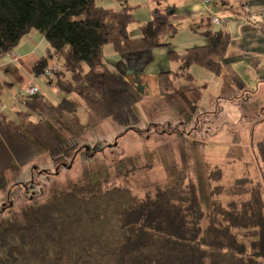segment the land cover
Instances as JSON below:
<instances>
[{"label":"trees","instance_id":"trees-1","mask_svg":"<svg viewBox=\"0 0 264 264\" xmlns=\"http://www.w3.org/2000/svg\"><path fill=\"white\" fill-rule=\"evenodd\" d=\"M120 10L96 0H0V51L10 53L32 32L45 36V54L34 66L36 78L54 76L62 95L55 105L41 96L24 97L15 111L17 123L0 112V187L14 166H26L41 155L42 143L55 161L71 149L45 124L47 118L65 119L75 111L69 95L76 93L101 119L112 118L132 128L139 117L135 94L123 77L106 67L104 51L110 45L118 55L153 50L161 39L175 35L176 26L158 18L140 27L132 1L115 0ZM206 44L184 53L168 52L176 71L158 75L161 95L173 92L179 79L194 81L191 68L202 67L221 75L231 45L227 30L203 32ZM55 59L59 69L46 75ZM82 64L88 71L81 73ZM98 67H105L97 71ZM4 87L0 83V95ZM257 155L264 163V140ZM211 175L212 179H221ZM214 177V178H213ZM115 177L75 184L39 205H30L19 217L0 222V264H264V184L255 183L249 197L223 205L212 201L206 214L198 185L180 174L171 187L137 195ZM223 186L212 190L216 196ZM206 220V223H205Z\"/></svg>","mask_w":264,"mask_h":264},{"label":"rangeland","instance_id":"rangeland-1","mask_svg":"<svg viewBox=\"0 0 264 264\" xmlns=\"http://www.w3.org/2000/svg\"><path fill=\"white\" fill-rule=\"evenodd\" d=\"M234 3L237 7L230 10L236 24L221 75L194 65V81L179 79L172 93L161 95L159 73L178 63L159 54L143 68L144 77L136 69V76L125 78L137 99L139 121L132 128L101 119L79 95H69L75 111L65 119L47 118L45 124L69 146L70 155L55 161L33 138L41 155L7 171L6 187H0V222L20 217L30 205L47 202L75 184L104 178L115 177L116 185L127 184L143 197L189 173L206 214L214 199L227 205L249 197L255 183L264 184V163L257 155L264 140V0ZM219 27L229 29L224 22ZM88 69L82 64L79 71ZM54 79L44 76L41 82L55 86ZM220 171L221 179L211 178ZM217 186L224 190L213 196Z\"/></svg>","mask_w":264,"mask_h":264},{"label":"crops","instance_id":"crops-1","mask_svg":"<svg viewBox=\"0 0 264 264\" xmlns=\"http://www.w3.org/2000/svg\"><path fill=\"white\" fill-rule=\"evenodd\" d=\"M235 1L212 0L206 3L204 0H141L130 2L129 5L134 8L135 15V22L129 28L132 36H139L142 25L158 18L168 19L178 31L175 35L163 37L161 46L153 50L118 55L109 48L110 46H106L104 51L106 67L111 68L124 79L128 78L129 74L136 76V69H140V76L144 77L146 69L153 65L159 54L162 56L170 51L182 54L189 48L206 44L207 39L203 36V32L220 31L219 25L213 23L214 14L224 19L231 34L236 24L232 19L236 16H234L235 12L231 14L233 10L230 9L232 6L237 7ZM96 3L115 10H120L122 7L115 0H96ZM46 48L45 36L32 32L10 53L3 54L0 51V83L4 87V93L0 95V112L9 117H11L10 113L15 116L14 112L21 109L18 107L19 103L31 86L39 88V95L49 105H55V102L60 101L61 94L57 87L41 82V78H36L33 74L34 66L45 54ZM179 66L172 62L170 69L165 71H176ZM143 68L146 69L143 70ZM104 69L105 67H98L96 70Z\"/></svg>","mask_w":264,"mask_h":264},{"label":"built area","instance_id":"built-area-1","mask_svg":"<svg viewBox=\"0 0 264 264\" xmlns=\"http://www.w3.org/2000/svg\"><path fill=\"white\" fill-rule=\"evenodd\" d=\"M204 2L210 3L212 2V0H204ZM212 19H213V23L216 25H221L224 22V19H222L217 14H214ZM58 69H59V64L55 59H53L52 61L49 62V66L46 69V75H51L53 71H56ZM39 93H40V90L37 86H31L26 90L25 97L37 96L39 95Z\"/></svg>","mask_w":264,"mask_h":264}]
</instances>
